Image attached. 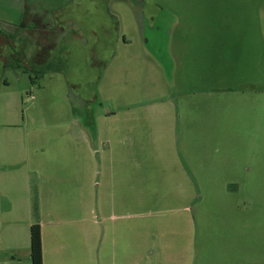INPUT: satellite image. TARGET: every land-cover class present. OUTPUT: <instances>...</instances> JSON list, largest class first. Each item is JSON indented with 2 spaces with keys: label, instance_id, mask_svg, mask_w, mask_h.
Listing matches in <instances>:
<instances>
[{
  "label": "rangeland",
  "instance_id": "374dc122",
  "mask_svg": "<svg viewBox=\"0 0 264 264\" xmlns=\"http://www.w3.org/2000/svg\"><path fill=\"white\" fill-rule=\"evenodd\" d=\"M19 3L0 0L1 32L15 31ZM73 3L35 0L39 14L23 15L31 63L25 55L5 67L20 52L0 38V154L22 150L27 161L0 163V181L21 185L15 207L0 199V264H31L29 160L54 150L59 135H82L71 115L88 111L97 131L144 143L146 164L185 157L200 169L191 203L159 185L158 172L141 179L144 200L128 220L147 229L145 246L187 264H264V0ZM40 57L41 73L27 69Z\"/></svg>",
  "mask_w": 264,
  "mask_h": 264
},
{
  "label": "crops",
  "instance_id": "0c3cea01",
  "mask_svg": "<svg viewBox=\"0 0 264 264\" xmlns=\"http://www.w3.org/2000/svg\"><path fill=\"white\" fill-rule=\"evenodd\" d=\"M19 1L18 20L12 24L15 31H0L1 44H14L20 52L19 55L16 51L14 60L5 59V67H12L13 62L17 67L19 63L22 65L26 56L31 63L29 46L23 45L26 37L22 17L26 12L39 13L35 0ZM73 2L77 5V0ZM137 7L135 5V9ZM63 22L72 24L70 16L63 15ZM33 25L32 22L30 27ZM142 40L146 42V37ZM99 43L102 46L101 41L96 42ZM123 43L129 44L126 40ZM38 47L40 49L43 44ZM143 49L144 55L152 53L149 47L144 46ZM44 50L47 51L45 58L49 57L50 49L46 47ZM105 51L107 48L101 50ZM45 58H41L39 64L32 63L30 68H26L40 73L43 67L48 66ZM156 61L163 63L161 56H157ZM91 113L84 112L80 116L73 112L72 121L82 135H59L54 140L57 147L41 155L33 154L29 160L30 169L25 171L29 180L22 183L23 208L31 214V224L40 225L42 264H187L189 261L181 263V260L165 259V247L154 249L145 246L143 241L144 236L148 238L147 229L132 226L128 219L134 215L131 209L143 203L141 186L147 181L141 180L144 176L155 178L153 172H158L161 176L160 182L157 181L159 185L178 188L179 191L174 193L176 198H185L191 203L196 197L192 195L191 188L193 185L198 188L197 172L200 169L189 166L185 157L176 166L146 164L144 159L151 151L144 143H135V135L97 131L94 112ZM0 155V163L6 165L15 156L19 159L18 165L27 163L22 150ZM16 191H21L17 180L0 181V199L11 207L16 206L15 199L20 197ZM6 214L12 216L9 210L3 215ZM187 222H190L189 218ZM164 241L166 244V239ZM175 241H182V235Z\"/></svg>",
  "mask_w": 264,
  "mask_h": 264
},
{
  "label": "trees",
  "instance_id": "16d2710c",
  "mask_svg": "<svg viewBox=\"0 0 264 264\" xmlns=\"http://www.w3.org/2000/svg\"><path fill=\"white\" fill-rule=\"evenodd\" d=\"M19 59H21V57H19ZM31 81H33L32 77H31ZM29 237H30L29 250H30L31 264H42L41 230H40V225L38 223H33L30 225Z\"/></svg>",
  "mask_w": 264,
  "mask_h": 264
}]
</instances>
